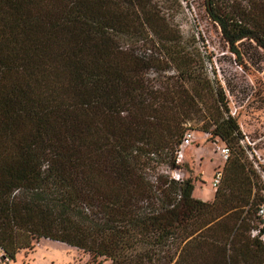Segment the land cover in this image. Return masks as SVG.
Instances as JSON below:
<instances>
[{
    "label": "trees",
    "instance_id": "16d2710c",
    "mask_svg": "<svg viewBox=\"0 0 264 264\" xmlns=\"http://www.w3.org/2000/svg\"><path fill=\"white\" fill-rule=\"evenodd\" d=\"M204 2L233 52L264 51V0ZM225 110L153 0H0L1 258L49 238L88 264H264L260 189ZM193 124L231 148L211 201L168 171Z\"/></svg>",
    "mask_w": 264,
    "mask_h": 264
},
{
    "label": "rangeland",
    "instance_id": "374dc122",
    "mask_svg": "<svg viewBox=\"0 0 264 264\" xmlns=\"http://www.w3.org/2000/svg\"><path fill=\"white\" fill-rule=\"evenodd\" d=\"M158 5L161 16L182 37V44L187 49L200 52V57L207 75L214 87L222 88L225 94L227 110L225 114L234 117L241 132L252 135H264V51L254 41L242 40L236 44L238 53L231 50L223 39L218 28L206 19L205 10L200 6V24L206 30L208 41L196 35L198 28L188 19L180 3L174 0H153ZM146 38V37H145ZM142 38L134 47L143 50L157 51L156 45ZM131 44L132 40L124 43ZM136 43V42H135ZM132 45V44H131ZM147 76H157L154 70L147 71ZM224 109V107H223ZM192 132V142L182 148L183 158L179 167L164 171H178L182 178H191L194 184L193 196L203 201H211L216 190L212 185L214 172L222 168L225 161L219 147L225 143L193 124L185 133ZM88 254L65 243L41 238L33 249L21 250L14 259L3 260L0 264H88ZM99 264H109L101 260Z\"/></svg>",
    "mask_w": 264,
    "mask_h": 264
},
{
    "label": "built area",
    "instance_id": "2783aa9c",
    "mask_svg": "<svg viewBox=\"0 0 264 264\" xmlns=\"http://www.w3.org/2000/svg\"><path fill=\"white\" fill-rule=\"evenodd\" d=\"M181 7L184 9L188 19L198 28L196 35L198 38L201 36L204 41H208L206 36V30L200 24L199 8L203 7L205 10L206 19L214 24L220 32V26L216 21H213L210 15L206 12L204 0H178ZM241 132V131H240ZM192 132L184 134L181 143L178 146L175 154V161L179 164L183 158L182 148L184 145L192 142ZM238 145L242 151V159L246 162L247 166L250 167L255 175L256 187L260 189L261 202L257 207V225L252 228L251 236L258 238L264 243V135L259 134L258 136L252 135L251 133L241 132L238 135ZM220 154L224 161L231 155V148L227 143H223L219 147ZM171 177L176 180H181L182 176L178 171H171ZM223 177V169L217 168L214 172L212 185L217 188Z\"/></svg>",
    "mask_w": 264,
    "mask_h": 264
}]
</instances>
